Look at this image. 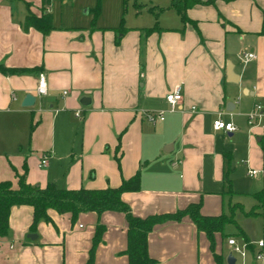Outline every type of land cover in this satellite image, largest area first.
<instances>
[{"label": "crops", "instance_id": "0c3cea01", "mask_svg": "<svg viewBox=\"0 0 264 264\" xmlns=\"http://www.w3.org/2000/svg\"><path fill=\"white\" fill-rule=\"evenodd\" d=\"M159 2L165 6L160 29L147 30L155 22L119 31L53 19L44 34L21 26L27 4L40 16L42 0H0V65L23 69L0 71V181L17 188L23 175L40 187L105 188L139 170V189L122 193L135 216L196 202L202 214L218 215L232 196L225 173L231 169V178L233 158L242 157L247 172L264 170V128L247 122L256 105L264 113V0L195 4L185 23L167 7L171 0ZM247 52L255 57L246 61ZM228 63L237 81L228 80ZM40 73L47 85L41 96ZM176 86L182 101L170 111L165 95ZM26 93L36 97L31 106H22ZM159 110L164 119L155 123L144 114ZM218 117L237 129L216 130ZM43 154L47 165L39 167ZM48 214L51 221L32 229V206L11 208L0 264H86L97 224L104 230L92 264H128L124 213L87 211L74 220L53 209ZM218 234L214 252L224 264ZM253 246L242 264H264V246ZM147 249L158 264H218L206 234L188 216L154 225ZM258 251L262 258H253Z\"/></svg>", "mask_w": 264, "mask_h": 264}, {"label": "trees", "instance_id": "16d2710c", "mask_svg": "<svg viewBox=\"0 0 264 264\" xmlns=\"http://www.w3.org/2000/svg\"><path fill=\"white\" fill-rule=\"evenodd\" d=\"M52 0H42V13L35 15L27 4V13L25 14L21 26L24 31L30 28L47 33L54 28L53 16L49 11ZM214 0H171L167 7L174 8L180 15L182 21H188L186 9L195 4H210ZM165 7L161 8L164 9ZM126 29L123 24L118 28L119 31ZM160 29L157 19L155 24L147 28L148 31ZM0 71L4 73H21L23 69H11L0 65ZM33 127V125L31 126ZM264 150V145H263ZM231 156H227L228 163ZM227 169L225 180L230 185V194L235 192L231 188V178ZM140 187V171L137 170L134 175L123 179L116 187L105 188H84L77 189L60 188L53 182H48L45 186L32 185L26 182L23 175L19 176L18 187L13 188L8 180L0 181V236H4L9 231L10 210L15 205H30L33 208V221L31 228H35L39 221H51L48 210L53 209L58 213H69L71 219L80 212L94 211L102 213L103 211H119L124 213L127 222L126 248L124 253L127 255L128 264H158L157 260L151 257L147 249L148 233L153 226L167 220H180L188 216L195 224L196 228L203 231L210 241V248L214 259L221 264V255L214 252V237L216 233H223L226 224L235 223L234 211L240 206V203L229 204L230 214L222 212L218 215H204L200 212L201 202L190 203L183 209H178L172 213L152 214L146 217H138L132 214L129 205L122 199V193L136 191ZM258 201L257 205L251 208L247 214H258V208H264V188L253 193ZM104 230L102 224H97L89 250V259L86 264H92L93 253L98 242L101 240V234ZM245 238L247 250L253 253L254 246L251 244L243 231H239ZM255 258V254L253 255Z\"/></svg>", "mask_w": 264, "mask_h": 264}, {"label": "rangeland", "instance_id": "374dc122", "mask_svg": "<svg viewBox=\"0 0 264 264\" xmlns=\"http://www.w3.org/2000/svg\"><path fill=\"white\" fill-rule=\"evenodd\" d=\"M65 1V2H64ZM160 1V0H159ZM158 0H52V14L54 23L62 26L79 22H94L99 26L119 27L129 25L149 26L155 20H160L163 6ZM258 143V142H257ZM263 144V143H262ZM261 147V144L258 143ZM242 158V157H241ZM240 157L232 161V187L235 192L227 196L225 213L230 214L229 204L236 202L240 206L234 211L235 223L226 224L223 233H219L222 242V251L226 255L233 253L235 264H242L247 257L232 252V247L227 244L229 236H233L237 244L245 243L243 231L251 244L264 238V208H258V214L248 215L247 212L257 205L258 201L253 193L264 188V175L250 176Z\"/></svg>", "mask_w": 264, "mask_h": 264}, {"label": "built area", "instance_id": "2783aa9c", "mask_svg": "<svg viewBox=\"0 0 264 264\" xmlns=\"http://www.w3.org/2000/svg\"><path fill=\"white\" fill-rule=\"evenodd\" d=\"M255 57L253 52H247L244 53V59L246 61L251 60ZM37 94L39 96L46 94L47 92V85H46V79L43 73H40L38 76V86H37ZM65 93V91H64ZM165 101L168 104V109L170 111H174L178 108L180 102L182 101V94H181V88L180 86H176L172 91L166 93L165 95ZM164 110L159 111H146L144 114L146 118L151 121L152 123H155L157 120H163L164 119ZM247 122L249 125L259 124L264 128V113L261 110L260 105H256L252 112L248 114ZM213 127L216 130H222L224 132H233L237 129L236 125L233 122H226L221 117H218L213 122ZM39 167H45L47 165V155L43 154L39 161ZM258 173H264V170H258L250 168L248 170V174L251 176H255ZM227 244L232 247V252L239 253L241 256H245L247 247L246 243H242L241 245L237 244L234 237H229L227 239ZM257 246L259 248H262L264 246V242L262 240H259L257 243ZM233 255V253H232ZM262 254L260 251L255 253V259H261Z\"/></svg>", "mask_w": 264, "mask_h": 264}, {"label": "water", "instance_id": "95a60500", "mask_svg": "<svg viewBox=\"0 0 264 264\" xmlns=\"http://www.w3.org/2000/svg\"><path fill=\"white\" fill-rule=\"evenodd\" d=\"M227 77H228V80H230V81H237V79H238V76L232 70V63H228ZM35 99H36L35 95H33L31 93H26L25 96L23 97V100H22V106L33 105L35 102ZM230 104H231L230 102L227 103V109H229L228 106ZM226 260H227L228 264H235L236 258L234 257V255H232V253H229L227 255Z\"/></svg>", "mask_w": 264, "mask_h": 264}]
</instances>
